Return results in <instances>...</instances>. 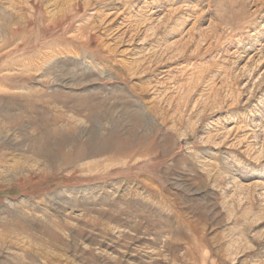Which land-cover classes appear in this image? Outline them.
<instances>
[{"label": "rangeland", "instance_id": "1", "mask_svg": "<svg viewBox=\"0 0 264 264\" xmlns=\"http://www.w3.org/2000/svg\"><path fill=\"white\" fill-rule=\"evenodd\" d=\"M0 264H264V0H0Z\"/></svg>", "mask_w": 264, "mask_h": 264}, {"label": "bare ground", "instance_id": "2", "mask_svg": "<svg viewBox=\"0 0 264 264\" xmlns=\"http://www.w3.org/2000/svg\"><path fill=\"white\" fill-rule=\"evenodd\" d=\"M75 18V16L73 15H63V16H61L60 17V20L61 21H59L58 20V18L56 19V20H54V21H50V25H54V30L55 31H57V33L56 34H60V36L63 34V33H65L67 30L69 31V28L71 27V24H68L67 26H63V21L64 20H67L68 19V23H70V21L72 20V18ZM74 18H73V20H74ZM45 22V21H44ZM73 22V21H72ZM49 25V26H50ZM49 26L47 27V28H49ZM54 34H52V35H50V36H53ZM46 36H48V35H46ZM88 39H89V37H88ZM90 40V39H89Z\"/></svg>", "mask_w": 264, "mask_h": 264}]
</instances>
